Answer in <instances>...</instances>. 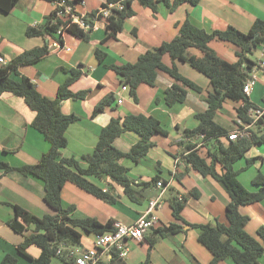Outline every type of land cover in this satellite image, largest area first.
Returning <instances> with one entry per match:
<instances>
[{"label": "crops", "instance_id": "0c3cea01", "mask_svg": "<svg viewBox=\"0 0 264 264\" xmlns=\"http://www.w3.org/2000/svg\"><path fill=\"white\" fill-rule=\"evenodd\" d=\"M69 1L74 3V12L79 17L98 13L106 3V0ZM155 1H159L156 12L134 1L132 8L135 15L128 18L123 30L112 38L107 37L108 23L104 17H89L88 23L91 22L94 28L88 31V38L83 39L66 30L56 33V36L45 33L40 37H27L26 31L29 28H39L47 23L56 5L45 0H19L9 14L0 12V55L9 64L26 51L43 47L48 49V45L54 42L70 49H48L47 55L40 61L20 67V75L14 73L11 77L15 81H20L22 76L29 78L43 97L55 100L60 86L71 76L70 71L78 70L82 73L71 84L70 90L73 93L87 92L86 97L68 99L61 103L64 115L78 118L66 131L68 144L61 150V155L63 158L78 160L83 167L87 163L82 157L94 151L102 130L113 119H123L128 115L153 116L158 119L168 136H153V146L139 162L128 159L120 161L129 170L128 175L136 187L142 188L138 189L140 203L132 202L119 186H116V193L120 195L117 203L109 204L69 182L62 191V205L65 209L74 207L70 215L73 219L95 218L102 224L112 221L114 227L119 224L132 225L149 210V203L159 198L161 189L153 182L159 177L165 192L160 207L152 212L158 222L146 233L144 240L127 242L129 251L125 263L145 264L149 258V264H210L213 255L199 241L198 231L185 223H182L178 233L158 237L152 248L147 241L155 230L178 223L171 207L174 197L186 198L182 217L187 223L228 224L226 209L231 201L228 192L213 177L203 176L185 161L188 153L186 145L190 142L184 133L197 128L200 124L197 115L208 109L207 99L213 91L210 80L189 64L178 60L173 62L170 56H164L165 65L172 67L175 64L184 78L201 88L200 92L188 89L183 103L169 107L164 99L165 92L175 83L169 75L159 72L154 86L141 84L136 89V95L132 96L130 88L122 91V81L112 67L136 63L147 51L173 40L187 20L209 32L234 28L248 33L256 20L264 21V0H201L198 5L185 3L174 11L162 0ZM210 47L224 60H238L237 49L230 44L213 40ZM99 48L106 53L102 62L95 55ZM188 51L191 55L203 56L198 49L191 48ZM262 53L263 49H258L253 56L257 64L262 60ZM251 77L253 84L249 100L256 108L264 110V70L254 69L248 79ZM110 95L117 100L104 111L95 114L96 106ZM242 104L226 99L215 114V122L227 132L233 131L238 126L237 110ZM35 117L36 113L23 98L12 93L0 96V163L13 168L34 165L49 151V143L32 127ZM251 131H262L258 133L260 136L264 128L253 126ZM194 140H198V144L202 142L200 138ZM139 141L137 133L125 132L115 140L114 145L118 150L128 153ZM210 146L202 145L198 150L202 157H207ZM250 160L251 165H248ZM234 168L239 172L242 185L249 191H256L253 181L259 174H264V142L253 145ZM216 169L222 174L221 165L217 164ZM0 176V263L5 255L11 254L18 259L19 264H31L29 259L18 254L17 247L23 243L24 236L15 232L9 222L15 216L13 206L21 207L39 218L52 214L44 201V184L40 179L25 176L18 171L5 174L0 169ZM89 180L105 190L111 183L108 178L89 177ZM143 183H151V186L140 187ZM194 191L197 197L193 195ZM240 212L250 218L246 231L264 247V240L258 235V229L264 227V199L240 207ZM94 237L95 234L83 233L80 245L68 249L76 254L83 248H91ZM40 253V249L35 246L28 249V254L33 258L39 257ZM260 263L264 264V252ZM54 264L59 262L55 260ZM218 264L234 262L226 259Z\"/></svg>", "mask_w": 264, "mask_h": 264}, {"label": "trees", "instance_id": "16d2710c", "mask_svg": "<svg viewBox=\"0 0 264 264\" xmlns=\"http://www.w3.org/2000/svg\"><path fill=\"white\" fill-rule=\"evenodd\" d=\"M18 1L0 0V12L9 14ZM45 1L54 3L56 8L44 26L29 28L26 31L27 37H40L45 33L56 36V33L66 30L77 37L88 38V31L86 32L77 24L71 23V17H79L75 12L66 17H59V12L64 9L59 4L65 1L73 6V2L69 0ZM134 1L151 8L154 12L157 11L159 1L155 0H106L103 7L117 4L123 6L122 10L113 8L111 14L105 18L108 23V38L116 37L123 30L125 21L135 15L132 8ZM162 1L171 11L185 3L195 6L201 2V0ZM97 15L96 13L89 17L94 18ZM89 17L80 18H84L88 23ZM89 23L93 25L91 22ZM213 40L234 46L237 49L238 60L229 62L221 58L210 47ZM191 48L198 49L203 56L198 57L189 54L188 50ZM258 49L264 50L263 20H256L248 33L240 32L234 28L209 32L196 27L190 20H187L180 27L178 35L173 40L164 42L154 50L147 51L139 57L136 63L112 67L120 77L122 84L129 86L132 96L136 95V89L141 84L154 86L159 72L169 75L175 80V83L165 92L164 99L169 107L183 103L187 98L188 89L200 92L201 88L184 78L175 64L172 67L165 65L164 56H170L173 62L178 60L189 64L193 69L206 76L212 85L213 91L207 99L208 109L197 115L200 122L199 126L193 130H186L184 133L185 138L190 142L186 145L188 153L185 161L187 165H190L203 176L213 177L228 192L231 197L226 209L228 224L219 222L202 225L189 224L182 217L186 198L174 197L171 200V207L173 216L178 223H171L155 230V234L153 233L151 237L147 238L151 248L155 245L158 237H167L178 233L182 229V223H185V225L198 231L199 241L213 255L210 264H218L226 259H231L234 264H261L260 257L264 252L263 244L246 231L250 218L240 212V207L264 199V174L261 173L254 179L253 184L257 190L252 192L239 181V172L235 170L234 165L239 159L245 157L253 145L264 142V133L259 136L258 133L262 131H258L250 139L230 141L228 140L230 132L220 127L214 120L215 114L221 109L223 102L230 99L243 103L237 110L238 118L244 124L252 123L248 114L249 110L258 108L250 102L248 95L244 93V86L248 75L258 65L253 61V56ZM47 53V47L36 48L20 54L9 64L0 66V96L4 93H12L24 99L29 108L36 113L32 127L44 136L50 145V149L37 164L13 168L5 163H0V169L5 174L18 171L25 176H34L40 179L45 189L44 201L52 211V214L39 218L21 207L13 206L15 216L10 220L9 226L24 236L23 243L17 247L18 254L29 259L31 264H54L55 260L59 264H74V256H71V251L68 248L80 245L83 233L88 235L104 234L113 231L114 226L112 221L102 224L95 218H71L70 215L74 207L65 209L62 205L61 195L65 184L69 182L75 184L80 189L109 204L117 203L120 195L116 193V186H119L123 188L124 194L132 202L140 203L139 192L135 189L137 185L129 177V170L120 161L128 159L139 162L153 146L151 141L153 136L156 134L168 136V132L161 122L153 116L128 115L123 119H113L102 130L94 151L82 157L87 163L86 167H83L74 158H63L61 150L68 144L66 131L78 118L74 115H64L61 111V103L68 99L75 100L86 97L87 92L73 93L70 90L71 84L82 73L78 70L70 71L71 76L60 86L55 100L43 97L29 78L22 76L20 81H15L11 77L14 73L20 75V67L35 64ZM95 55L102 62L106 53L99 48L95 51ZM115 100L117 98L112 95L103 99L96 106L95 114L104 111ZM261 123L262 120L257 125L260 129H262ZM125 132H135L140 136V141L128 153L118 150L114 145L115 140ZM201 135L203 136V145H211L208 148L206 158L200 155L196 149L198 140H194L201 138ZM251 162L252 160L248 161V165H251ZM217 164L222 166V174L217 172ZM89 177L108 178L111 183L105 190L91 182ZM159 179L156 177L153 182L157 183ZM149 186L151 183L140 185V187ZM193 195L198 196L195 191ZM258 235L264 240V227L258 229ZM144 238H146V234ZM32 246L40 249L39 257L33 258L28 254V249ZM60 249L62 252L58 255L57 252ZM111 255L110 261H101L99 264H126L120 258L118 250H112ZM149 262L150 260L147 258L145 264H149ZM0 264H19V262L15 256L7 254Z\"/></svg>", "mask_w": 264, "mask_h": 264}, {"label": "built area", "instance_id": "2783aa9c", "mask_svg": "<svg viewBox=\"0 0 264 264\" xmlns=\"http://www.w3.org/2000/svg\"><path fill=\"white\" fill-rule=\"evenodd\" d=\"M60 7H63V11L59 12V17H66L69 14L74 12V8L72 5L67 4L65 1L59 4ZM113 8L123 9L121 4L117 5H108L107 7H103L97 13L98 17H108L111 14ZM71 23L77 24L83 30L89 31L94 28V26L88 24L83 18L73 16L71 17ZM49 50H66L70 51V49L65 48L58 42H54L48 45ZM7 65V60L5 57L0 55V66ZM254 69H262L264 70V50L262 53V60L259 62ZM253 84V77L247 79L244 86V93L249 95L251 93V87ZM129 86H122V91H128ZM249 117L252 120V123L244 124L240 119L238 120V126L236 129L231 131L228 134V140L230 141H238L243 139H250L253 136V132L251 128L253 126H257L258 123L262 120L260 127L264 128V110L251 108L249 110ZM202 139L203 136H200ZM203 143H199L197 145L198 150L201 149ZM157 187L161 189V193L159 198L149 203V210L143 214L134 224L132 225H117L114 227V230L111 232H107L104 234H96L94 237V245L91 248H83L77 253L71 252V256H74V264H99L101 261H110L112 257V250L116 249L119 251V256L123 260L128 256V248L127 242L132 241H141L145 234L152 228H154L158 222L157 217L153 215V211L160 207V203L162 200V196L165 192L164 184L161 181L156 183ZM62 250H58L57 254L60 255Z\"/></svg>", "mask_w": 264, "mask_h": 264}, {"label": "rangeland", "instance_id": "374dc122", "mask_svg": "<svg viewBox=\"0 0 264 264\" xmlns=\"http://www.w3.org/2000/svg\"><path fill=\"white\" fill-rule=\"evenodd\" d=\"M135 189H136L137 191H139L138 189H141V190H142V188H137V187H135Z\"/></svg>", "mask_w": 264, "mask_h": 264}, {"label": "clouds", "instance_id": "9594fccd", "mask_svg": "<svg viewBox=\"0 0 264 264\" xmlns=\"http://www.w3.org/2000/svg\"><path fill=\"white\" fill-rule=\"evenodd\" d=\"M254 134V133H253Z\"/></svg>", "mask_w": 264, "mask_h": 264}]
</instances>
